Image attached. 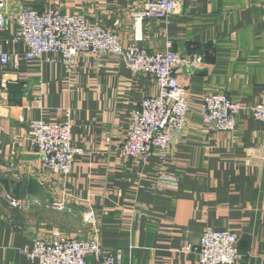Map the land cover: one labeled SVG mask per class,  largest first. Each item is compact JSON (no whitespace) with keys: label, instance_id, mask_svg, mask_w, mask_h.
<instances>
[{"label":"crops","instance_id":"1","mask_svg":"<svg viewBox=\"0 0 264 264\" xmlns=\"http://www.w3.org/2000/svg\"><path fill=\"white\" fill-rule=\"evenodd\" d=\"M147 1L9 0L6 12L15 19L24 6L41 12L57 6L84 16L89 28H114L129 45L132 13ZM176 2L171 20L143 23L137 45L153 53L171 44L186 61L201 58L176 72L194 110L213 93L246 106L264 102V0ZM16 35L11 23L0 41L13 57L6 71L0 62V201L10 193L40 203L22 212L0 202V264H38L21 253L35 240L88 239L94 227L120 264H196L208 229L237 235L238 264H264L263 125L250 111L233 133L215 132L192 114L186 141L175 143L163 171L174 186L161 189L157 157L131 165L121 155L134 112L157 94L154 79L134 77L114 53L101 66L78 57L72 72L56 55L27 60L24 45L12 42ZM68 110L72 144L84 152L64 178L40 161L28 124H60ZM85 260L97 264L92 255Z\"/></svg>","mask_w":264,"mask_h":264},{"label":"built area","instance_id":"2","mask_svg":"<svg viewBox=\"0 0 264 264\" xmlns=\"http://www.w3.org/2000/svg\"><path fill=\"white\" fill-rule=\"evenodd\" d=\"M8 3L9 0H0V41L1 34L8 32L10 24L14 23L17 35L12 42L24 45L27 60L56 55L72 72L78 57H94L96 65L101 66L98 63L101 58L114 53L124 60L134 77L154 79L157 94L145 97L134 112L121 155L131 165H146L151 157H157L161 171L156 182L158 188L174 186L163 171L175 143L186 141L192 114L198 115L203 125L215 132L233 133L241 113L250 111L254 119L263 125L264 136V102L246 106L232 101L224 93H213L204 96L201 105L194 110L176 72L187 65L193 68L201 62V58L186 61L172 50L171 44L165 51L153 53L137 45L143 39V23L147 20H171L176 14V0H148L143 10L133 12L135 42L129 45L122 44L114 28L102 24L89 28L84 16L68 15L58 7L41 12L24 6L12 19L6 12ZM10 41L6 39L5 43ZM0 62L2 69L8 70L13 63L11 53L0 50ZM73 126L69 110L66 121L60 124L50 125L42 121L28 124L29 139L37 149L40 161L53 174L64 178L72 173L75 158L84 152L72 144ZM108 139L111 141V138ZM261 148L264 161V142ZM1 201L10 209L22 212L40 203L37 199L19 198L10 193H4ZM55 207L63 209V204L56 203ZM100 236V229L94 227L88 239L56 237L50 242L35 240L32 247H25L21 253L38 264H87L85 258L88 255H92L97 264H120L117 257L103 248ZM240 259L236 234L210 229L204 232L196 264H238Z\"/></svg>","mask_w":264,"mask_h":264},{"label":"rangeland","instance_id":"3","mask_svg":"<svg viewBox=\"0 0 264 264\" xmlns=\"http://www.w3.org/2000/svg\"><path fill=\"white\" fill-rule=\"evenodd\" d=\"M54 7H57V6H54Z\"/></svg>","mask_w":264,"mask_h":264}]
</instances>
